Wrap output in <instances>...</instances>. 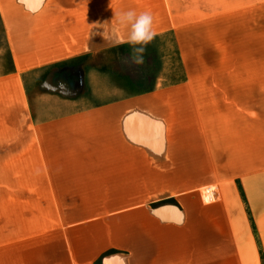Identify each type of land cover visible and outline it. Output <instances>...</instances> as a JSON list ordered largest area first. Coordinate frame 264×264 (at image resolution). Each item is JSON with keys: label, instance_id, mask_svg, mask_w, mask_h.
I'll return each instance as SVG.
<instances>
[{"label": "crops", "instance_id": "crops-1", "mask_svg": "<svg viewBox=\"0 0 264 264\" xmlns=\"http://www.w3.org/2000/svg\"><path fill=\"white\" fill-rule=\"evenodd\" d=\"M256 19L264 26V0H0L10 64L0 71V152H21L28 144L47 153L0 161V264H59L61 258V264H140L129 253L78 254L74 232L64 238L62 257L56 242L45 253L35 217L63 213L68 232L78 224L87 228L91 216L77 221L73 215L131 214L136 206L116 207L108 198L90 205L84 198L153 192L155 183L177 205L157 211L171 246L151 250L148 264H264L261 100L253 93L229 100L219 64L224 56L209 48L223 38L211 44L199 33L237 29L238 36L240 28H255ZM166 33L178 49L181 83L56 117L34 116L26 76ZM219 181L228 183L219 202L203 204L197 192ZM60 199L65 206H57ZM250 216L258 220L259 242L252 243ZM150 238L156 240L154 232Z\"/></svg>", "mask_w": 264, "mask_h": 264}, {"label": "rangeland", "instance_id": "rangeland-1", "mask_svg": "<svg viewBox=\"0 0 264 264\" xmlns=\"http://www.w3.org/2000/svg\"><path fill=\"white\" fill-rule=\"evenodd\" d=\"M256 23L257 26L249 30L240 28L238 36L237 29L207 28L199 33L201 32V36L206 37L211 44L215 42V38H223L221 44L209 48L212 53L219 52L224 56V61L219 64L226 70L229 100L251 99L252 93L256 94V97L259 95V110L263 115L264 26L261 19H256ZM210 64L213 67L216 62ZM9 66L8 51L0 28V71L9 69ZM183 80V66L171 33L113 48L92 58L74 59L55 67L41 69L24 78L34 116L39 120L108 104L111 101L144 94L155 87L178 84ZM28 147V144H23L21 152H0V161L47 157V153L30 151ZM55 155L59 156L60 152H55ZM227 184L225 181H219L214 185L201 187L197 192L199 200L203 204L218 203ZM158 185L155 183L154 191L148 193L84 198L90 205H97V202L104 204L108 198V203H117L116 207L128 208L131 204L136 206L131 210V214L127 210L113 213L99 210L94 213L74 214L77 221L81 220L78 218L91 216L85 223L89 225L87 228H77L80 225L78 224L75 231L68 232L64 227L67 215L63 213L52 216L43 213V216L35 217L36 235H42L45 240V253L52 254V245L56 242L60 244L62 257L66 243L64 238L69 236L71 239L74 232L76 239L81 242L75 246L78 254L83 253L84 249H90L93 254L100 253V257L129 253L135 255L136 262L148 264L151 250H163L171 246V241L163 238L168 230L165 231L163 224L157 220V211L166 205H177L173 197H168L170 192L160 191L161 186ZM237 186L239 188V185ZM80 199H73V202L78 203ZM64 200H56L57 206H65ZM43 202L46 201L42 200ZM250 217L252 243L259 242V235L255 233V221L258 220ZM3 224V219L0 218V229ZM153 232L156 240L150 238ZM100 261L98 259L94 264H99Z\"/></svg>", "mask_w": 264, "mask_h": 264}, {"label": "bare ground", "instance_id": "bare-ground-1", "mask_svg": "<svg viewBox=\"0 0 264 264\" xmlns=\"http://www.w3.org/2000/svg\"><path fill=\"white\" fill-rule=\"evenodd\" d=\"M210 197V195H208Z\"/></svg>", "mask_w": 264, "mask_h": 264}]
</instances>
